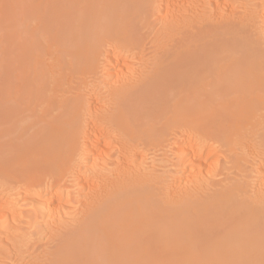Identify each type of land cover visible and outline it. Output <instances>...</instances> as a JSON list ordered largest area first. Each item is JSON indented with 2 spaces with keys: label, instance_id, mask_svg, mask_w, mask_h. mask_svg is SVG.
<instances>
[{
  "label": "bare ground",
  "instance_id": "obj_1",
  "mask_svg": "<svg viewBox=\"0 0 264 264\" xmlns=\"http://www.w3.org/2000/svg\"><path fill=\"white\" fill-rule=\"evenodd\" d=\"M140 2L0 0V125L12 121L21 105L36 108L41 119L48 118L31 152L40 158L30 163L36 169L34 175L30 171L31 181L38 185L45 175L68 170L74 174L80 160L97 155L93 161L90 158L94 182L85 183L90 188L87 206L77 226L57 234L47 254L49 263L264 264V191L252 192L244 180L232 176L245 174L248 154L264 166L261 45L248 43L241 35L244 31L210 42L202 39L203 33L202 38L186 35L188 39L176 41L177 47L165 46L151 72L139 82L113 87L112 112H87L85 97L90 94L73 92V79L83 82L101 68L99 60L102 68L114 71L118 58L105 59L107 40L139 47L136 26L145 9ZM119 18L121 24L114 26ZM97 122L110 130H97ZM169 136L182 140L175 152L182 170L192 165L201 171L206 160L197 159L208 158L212 147L218 146L229 160L221 170H230L231 175L225 173L223 183L211 185L210 190L196 181L183 196L163 195L154 181L131 172L130 160L138 148L159 146ZM112 144L116 150L108 152ZM108 158H115L111 179L105 176L110 170ZM214 164L213 170L212 164H206L207 171L214 172ZM41 187L36 186L27 201L39 217L55 209L51 200L36 195ZM5 217L0 214L2 220Z\"/></svg>",
  "mask_w": 264,
  "mask_h": 264
},
{
  "label": "rangeland",
  "instance_id": "obj_2",
  "mask_svg": "<svg viewBox=\"0 0 264 264\" xmlns=\"http://www.w3.org/2000/svg\"><path fill=\"white\" fill-rule=\"evenodd\" d=\"M140 1L145 6V9L143 8L144 10L142 11L143 14H141L142 17L140 16L138 18L136 26L138 28L137 34L140 36L139 40L142 42H140L141 47L140 45L138 48L132 46L126 47L120 44L117 46V42L114 44L113 41L107 40L108 42L105 43L107 51L105 50L106 46L103 45L105 46L103 47V51L105 52L104 57H106L105 59L108 60L107 58L112 59L113 57H115V59L118 58V61L115 60V65H113L114 71H109V73L108 70L102 68V65H99V63H101L99 60L98 68H101H97V71L95 70L92 72L93 74L95 73L94 75L89 74L88 77L86 76L87 79H84L81 83L77 78L73 79L74 81L72 80L75 83L72 82L74 88L73 92H78L77 90L80 89L81 92L80 90L79 92L82 96V93L85 91L90 94L89 98L85 97L87 112L88 110L90 112H94L95 110L97 113H99V111L100 113L103 111L104 113L112 112L114 110L113 89L121 86L122 82L131 84L139 82L151 72L150 70L153 69L165 46L169 49L172 46L171 49H173L174 46L177 47V44L180 43L179 41L181 39L184 41L191 35L195 37L197 34L196 37L200 36L202 38L203 36L201 35L204 34L205 36L202 39L205 42H210L218 36H220V38L226 37L227 34H231V32L232 35H237L238 33L241 34V31H244L243 33H245V35H241L245 36V39L247 38L248 43L250 41L251 44H254L253 46L259 44L263 47L261 49H264V0ZM141 2L140 6L142 5ZM143 5L141 7H143ZM107 15L108 14L105 12V17L102 15V18L105 19ZM121 22L122 19L119 18L117 21H114L113 25L117 26V24H121ZM233 30L235 32L236 30H239V32L235 33ZM2 34L3 32L0 28V40ZM189 34L191 35L189 36ZM186 35L189 37H186ZM174 41H178L179 43H175ZM172 44H174V46ZM121 49L122 51H120ZM114 50L115 53L113 52ZM1 51L2 47L0 44V62L2 57ZM101 58L103 59V57ZM99 70H102L101 73H103H99ZM104 72L106 73L105 75ZM108 73L109 75L112 74V76L108 75V77ZM129 76H131V78ZM76 81L79 82L77 85ZM79 86L84 91H82ZM88 91H90V93ZM86 92L84 93V96L88 97ZM91 96L95 97L92 98ZM18 108L19 113L12 121L0 125V146H6V149L4 147V149H2L3 151L0 150V214L2 213V215H6V219L4 218L5 220L0 218V264H50L47 254L55 245L58 236L57 234H60V231L64 233L66 230H70L72 227L77 226V222L87 206L86 195L90 189L87 188V185L91 184L89 181H92V184L94 182L93 178H90L93 177L91 171L92 168H90L92 167L91 159L93 161L95 159L94 157H97V155L94 153L89 157V160H84L85 158L80 160L82 162L79 163V166L77 167L78 171H76L78 174L76 172L73 174L72 171L70 172V170H68L65 174L45 175L44 178H42L43 182L38 185L36 183L35 185V183L31 181L33 178L31 175L36 169H33V163L31 165L30 163L32 160V162H34V160L40 161V158L38 155L34 157L31 152L34 151L33 146L36 143L38 144V133L41 129L46 127L48 118L41 119V117L38 116L40 113H38L36 108L33 107L31 108L30 106L21 105V107H17V109ZM97 125L100 127L98 128V126H96V129L99 131L104 132V127H106L108 131L110 130L103 122H97ZM172 137L169 136L167 140H164L159 146L155 145L150 148L146 147V150L145 148H138L135 151L137 154L135 153V157L130 160L131 172L135 173V176L146 179L149 178L150 181H154L156 183L153 182L155 188L158 191L160 188L163 195L167 196L169 194L170 196V193L174 192L177 197L185 195V192L188 190V185H193L196 181H199L201 186H206V190H210L212 186L215 187L223 183L220 180L221 178H225V173H227V176L229 174L231 175L232 171L225 170L223 172L221 170V168L223 169V165L228 166L229 163L226 162H229V160L226 159L223 154V149L218 146L212 147L215 149L208 158L197 159L199 163H203L204 160H206L203 163L204 165L200 166L201 171H199L197 166L190 167L192 166L190 164L188 167L189 169H186L187 171L184 169L182 170L179 164L180 157L178 156V153H175L181 148L180 142L182 140L180 137L179 140H177L178 137ZM112 147L115 148L112 144L107 151L112 152V150H116V148L112 149ZM212 148H210V150ZM230 154L232 155V153ZM233 154L236 156L235 152H233ZM251 157L252 154L245 156L244 161L250 162V164H246L247 171L245 174H241L240 177H238L237 174L233 172L234 174L232 176L235 177V179L244 180V183L251 187L250 190H253L252 192H260V189H262L261 192H263L264 166H262V164H256ZM108 159L109 163L107 169L110 168V170L108 169V171L105 172V174L107 173L105 176L107 179H111L112 169H114L113 161L115 158ZM212 161H215L216 163L217 161L219 162L215 165ZM35 163L36 162H34V164ZM206 164L208 166L209 164H212V166H210L212 170L214 164L216 166L214 172H211V169L207 171ZM216 169L220 170V173L222 174L215 171ZM89 170L91 172H89ZM181 172H184L185 175ZM208 172L210 173L207 175ZM212 174H214V177ZM108 175L111 177L108 178ZM219 175L223 176L221 177ZM45 177H52L53 179L51 178L47 180ZM222 180L224 181V179ZM47 181L49 182L47 183ZM215 183L218 184L216 185ZM36 186L38 188L39 186H42V192L40 191L36 195H38L40 199L51 200L53 208H55L57 212L59 209H61V211L55 213L56 210L54 209V212L52 209L51 212L53 214L49 212L47 214L48 217H46L47 215H44L43 217L36 215V213H34L35 209L33 205L31 206L29 204V199L34 195L32 191L33 189L35 190ZM46 186L49 188L47 189ZM84 186L86 187L84 188ZM96 186H99V184L95 185V187ZM28 188L32 189L25 191ZM26 195H29V197ZM66 196L68 200L65 198ZM61 199H64L63 201L69 203L65 204ZM27 201H29V203ZM61 203L62 206L59 205ZM58 207L60 208L58 209Z\"/></svg>",
  "mask_w": 264,
  "mask_h": 264
}]
</instances>
